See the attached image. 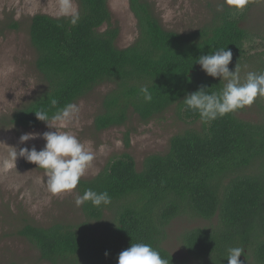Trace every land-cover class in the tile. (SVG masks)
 I'll return each mask as SVG.
<instances>
[{
	"label": "trees",
	"instance_id": "16d2710c",
	"mask_svg": "<svg viewBox=\"0 0 264 264\" xmlns=\"http://www.w3.org/2000/svg\"><path fill=\"white\" fill-rule=\"evenodd\" d=\"M77 1L73 16H33L30 42L46 88L11 116L0 117V129H38L46 123L35 112L51 117L102 84L114 89L94 120L97 132L124 126L132 112L148 123L173 106L183 120L201 127L173 137L168 153L148 156L141 170L123 154L94 178L80 179L79 196L92 189L111 197L109 205H81L83 223L26 224L18 235L51 264H118L119 254L132 243L150 244L168 264H178L163 248L169 224L181 215L206 221L217 217L215 227L183 235L188 254L201 264H228V249L243 247L242 264L251 256L264 264V120L244 121L238 117L242 109L204 123L183 103L201 86L219 92L226 83L202 71L200 56L228 48L233 70L252 59L246 46L250 34L241 24L245 13L225 8L198 30L179 33L163 27L148 0H128L138 37L120 49L110 0ZM145 86L151 102L140 91ZM126 140L129 146V135ZM256 165L262 172H249Z\"/></svg>",
	"mask_w": 264,
	"mask_h": 264
},
{
	"label": "rangeland",
	"instance_id": "374dc122",
	"mask_svg": "<svg viewBox=\"0 0 264 264\" xmlns=\"http://www.w3.org/2000/svg\"><path fill=\"white\" fill-rule=\"evenodd\" d=\"M155 14L167 30L188 33L209 23L214 14L229 8L224 0H148ZM71 8L62 12V6ZM111 27L119 28L117 47L125 49L138 37L137 21L132 14L128 0H110ZM172 10V17L166 18ZM221 9V10H218ZM77 0H0V117L11 116L38 94L46 85L36 68V52L30 42V25L33 16L47 14L52 17L77 14ZM234 10V9H233ZM239 13H245L242 27L250 34L247 43V59L238 68L241 82L249 72L264 73V0H250ZM17 27V28H16ZM108 26L103 29L106 30ZM230 71H233L229 67ZM114 85L102 84L96 87L76 104L80 107L78 116L67 128L58 129L73 133L80 142L92 141L95 153L93 166L81 179H92L100 174L108 163L123 154L131 155L141 170L145 158L168 153L173 137L191 128H200L201 123L183 120L173 106L164 114L148 123L141 121L132 112L124 126L97 132L94 127L96 116L102 111L104 97ZM244 121L259 123L264 120V97H257L253 105L238 113ZM55 131L44 125L38 129L6 127L0 129V264H51L40 258L39 251L18 235L26 224L49 227L55 223L76 226L86 220L81 206L75 203L76 189L60 195L48 191L44 170L19 156L22 148L37 151L44 148L43 133ZM26 133H38V138L26 143L20 137ZM129 135V146L126 137ZM16 150L17 159L12 153ZM262 172L259 165L249 171ZM212 221L181 215L166 229L163 248L170 252L178 264H201L192 258L184 247L183 235L198 228H213ZM246 264H257L253 256Z\"/></svg>",
	"mask_w": 264,
	"mask_h": 264
},
{
	"label": "clouds",
	"instance_id": "9594fccd",
	"mask_svg": "<svg viewBox=\"0 0 264 264\" xmlns=\"http://www.w3.org/2000/svg\"><path fill=\"white\" fill-rule=\"evenodd\" d=\"M249 2L250 0H224L229 8L236 11H243ZM70 8L71 5L66 4L62 6L61 11L64 12ZM172 15V10L169 9L166 18H171ZM232 57L233 53L230 49L221 48L197 59V64L209 77L226 82L219 92H209L206 86H201L197 91L185 95L183 103L186 108L198 113L204 123L250 107L258 96L264 97V73L249 72L245 81L241 82L237 65L233 71L229 69ZM140 91L144 100L151 102L152 96L149 89L145 86ZM56 103V100H52L54 106ZM79 112L80 107L76 103L65 105L51 117L45 111L35 112L38 121L45 122L55 131L43 133L42 138L46 144L42 150L37 151L33 147L31 150L22 148L19 151V156L44 170L48 191L55 195L73 192L80 179L93 166L95 153L91 148L92 141L82 143L73 133L58 130L67 128ZM38 136H40L38 133H26L20 137V142L26 143ZM12 155L16 161V150ZM89 201L93 206L99 207L109 205L111 197L107 191L98 193L87 189L82 196L76 197L75 203L81 206ZM242 255H244L243 247L228 249V264H242L240 260ZM118 264H168V261L162 258L150 244L132 243L129 248L119 254Z\"/></svg>",
	"mask_w": 264,
	"mask_h": 264
}]
</instances>
